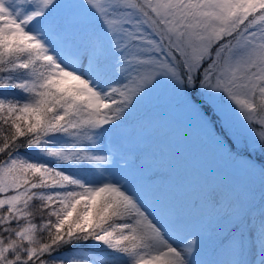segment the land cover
I'll use <instances>...</instances> for the list:
<instances>
[{
	"label": "snow or ice",
	"instance_id": "snow-or-ice-1",
	"mask_svg": "<svg viewBox=\"0 0 264 264\" xmlns=\"http://www.w3.org/2000/svg\"><path fill=\"white\" fill-rule=\"evenodd\" d=\"M0 264H264V0H0Z\"/></svg>",
	"mask_w": 264,
	"mask_h": 264
}]
</instances>
